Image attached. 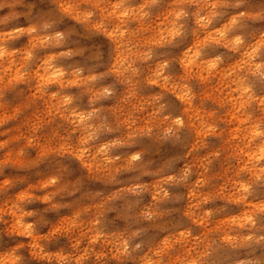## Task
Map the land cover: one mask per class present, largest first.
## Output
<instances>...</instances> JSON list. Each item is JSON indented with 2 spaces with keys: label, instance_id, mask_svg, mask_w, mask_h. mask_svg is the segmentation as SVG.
Masks as SVG:
<instances>
[{
  "label": "clouds",
  "instance_id": "1",
  "mask_svg": "<svg viewBox=\"0 0 264 264\" xmlns=\"http://www.w3.org/2000/svg\"><path fill=\"white\" fill-rule=\"evenodd\" d=\"M0 264H264V0H0Z\"/></svg>",
  "mask_w": 264,
  "mask_h": 264
}]
</instances>
